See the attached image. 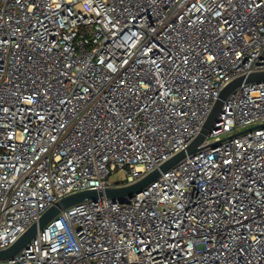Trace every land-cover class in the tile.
<instances>
[{
    "label": "built area",
    "instance_id": "2783aa9c",
    "mask_svg": "<svg viewBox=\"0 0 264 264\" xmlns=\"http://www.w3.org/2000/svg\"><path fill=\"white\" fill-rule=\"evenodd\" d=\"M257 72L264 0H0V251L65 197L160 168ZM200 148L0 264H264V82L229 95Z\"/></svg>",
    "mask_w": 264,
    "mask_h": 264
},
{
    "label": "water",
    "instance_id": "95a60500",
    "mask_svg": "<svg viewBox=\"0 0 264 264\" xmlns=\"http://www.w3.org/2000/svg\"><path fill=\"white\" fill-rule=\"evenodd\" d=\"M264 82V72L252 73L246 76L239 77L229 83L220 93L219 98L214 104V107L204 124L201 132L196 139L183 151L178 153L172 159L165 162L160 168L154 170L135 184L126 187H113L104 190H87L72 194L57 202L49 208L38 220L34 223L19 240L6 250L0 251V261L9 260L18 255L37 235L42 231L56 216L62 211H65L79 203L86 201H96L100 198H108L114 201L126 202L127 198H132L134 195L141 193L147 186L156 181L162 172L174 167L177 163L183 160L187 155H192L200 151V146L205 142L207 136L211 133L217 119L221 113L224 101L229 95L239 88L244 83Z\"/></svg>",
    "mask_w": 264,
    "mask_h": 264
},
{
    "label": "rangeland",
    "instance_id": "374dc122",
    "mask_svg": "<svg viewBox=\"0 0 264 264\" xmlns=\"http://www.w3.org/2000/svg\"><path fill=\"white\" fill-rule=\"evenodd\" d=\"M112 179L115 180V181H118L119 180V176L115 174V175L112 176Z\"/></svg>",
    "mask_w": 264,
    "mask_h": 264
}]
</instances>
